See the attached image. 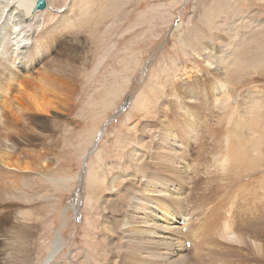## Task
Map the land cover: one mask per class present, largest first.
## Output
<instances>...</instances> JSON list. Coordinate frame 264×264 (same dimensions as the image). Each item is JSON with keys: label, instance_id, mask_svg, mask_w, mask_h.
<instances>
[{"label": "rangeland", "instance_id": "1", "mask_svg": "<svg viewBox=\"0 0 264 264\" xmlns=\"http://www.w3.org/2000/svg\"><path fill=\"white\" fill-rule=\"evenodd\" d=\"M44 1L48 6L39 14L45 22L39 33L42 43L33 47L32 63L19 55L24 66H19L20 78L10 93L15 95L25 85L29 92L46 91L55 103L40 114L25 106L15 119L7 111V121L16 124L9 131L12 144L20 150L15 152L31 170L23 171L30 179H19L18 171L4 172V177L12 184L17 202H36L20 205L12 200L0 205V231L7 234L0 238V251L7 245L25 251L31 264H44L57 247L53 263L47 264H86L87 250L103 245L99 234L93 236L94 224L88 222L95 214L92 207H99V198L106 193L104 187L87 181L92 167L107 165L114 175L116 170H110L109 163L126 146L125 138L140 137L146 144L152 131L145 136L141 126L148 120L156 127L184 120L186 116L179 120L168 102L174 104L177 99V104L193 109L198 136L206 139L209 133L215 135L213 130L244 125L249 140L239 144L238 150L253 154V134L245 123L264 125V0ZM27 38L19 40L25 48L32 39ZM5 79L2 70L0 87ZM156 109L154 118L150 117ZM209 123L215 129L208 131ZM200 128L207 131L205 136ZM35 169L40 170V180ZM127 182L119 192L130 198L140 188L132 178ZM130 182L132 188H126ZM246 184L251 188L249 203L254 196L262 198L256 189L264 188V161L251 167ZM20 208L41 219L31 221L32 228L40 230L27 232L37 235L35 247L16 248L10 243L8 233L21 229L11 221ZM98 211L97 219L102 213ZM109 211L108 221L114 214L130 217L127 210ZM235 212L237 217L238 208ZM250 219L255 231L264 228L263 220ZM18 260L22 261L20 256Z\"/></svg>", "mask_w": 264, "mask_h": 264}, {"label": "bare ground", "instance_id": "2", "mask_svg": "<svg viewBox=\"0 0 264 264\" xmlns=\"http://www.w3.org/2000/svg\"><path fill=\"white\" fill-rule=\"evenodd\" d=\"M35 3L36 0H0V72L3 70L6 77L0 87V169L4 170L0 173V205L11 203L12 200L20 203L11 190L12 184L6 181L4 172L11 174L10 171H18L20 173L16 176L26 179L29 174L23 171L31 170L15 152L20 150L17 144H12L9 131L16 124L7 121V111L15 119L25 111V106L40 114L49 112L55 103V99L46 91L29 92L25 85L19 86L15 95L10 93L11 87L20 78L21 72L18 70L24 66L22 58L18 59L19 55L26 58V63H32L33 47L42 43L39 33L45 22L39 14L43 10L33 13ZM45 3L47 8L48 4ZM25 36L27 39L30 36L32 38L28 48L19 43ZM221 87L226 88V84L222 83ZM188 92L192 95L191 90ZM168 103L178 119L182 116L186 118L179 119L180 122H161L160 127L150 120L146 121L148 124L141 126L142 133L152 131V134L148 133L150 138L146 144L143 138H136L134 133H130L134 135V140L125 138L123 143L126 146H121V151L114 154L115 160L109 163L110 170H116L114 175L108 172L107 165L92 167L87 181L104 187L106 193L100 196L99 207L96 204L92 207L95 214L89 217L88 222L90 226L94 224L93 236L99 234L103 245L98 249L87 250L86 264H264V228L258 227L255 231L250 219L252 216L264 221V188L256 189L262 192V198L254 196V201L249 203L251 188L246 184L251 167L258 161H264V125L259 127L255 122L245 123L254 141L253 154L248 155L245 150H238L239 144L249 140L245 137L244 125H228L220 129L223 135L219 134L221 132L218 129V132L213 130L215 135L209 133L206 139L202 135L198 136L199 123L194 122L193 109L191 111L177 104V99L174 104ZM156 111H151L150 117L154 118ZM201 130L205 136L206 130ZM128 169L131 171L128 172ZM99 170L101 176L98 175ZM35 171V177L39 179L40 170ZM240 175L244 176L237 185L235 180ZM131 178L138 182L140 190L129 198L123 188V193L119 189ZM27 179H30L29 176ZM52 186L56 187V183ZM122 201H125V208H122ZM23 202L20 205L35 203L36 200ZM237 208L239 212L236 217ZM108 209L118 214L121 209L127 210L130 217L119 218L114 214V219L108 221ZM97 211L102 212L98 219ZM38 219L33 211L20 208L11 221L20 225L21 229L8 233L10 243L15 244L16 248H27L29 244L35 247L37 235L29 236L27 232L40 230L38 227L32 228L33 222L36 223ZM183 229L184 233L181 232ZM6 235L0 231V238ZM185 243H189V248L185 247ZM57 251L56 247L44 264L52 262ZM106 255L108 259H105ZM19 256L22 261L18 260ZM0 261V264H31L25 251L12 250L7 245L0 251Z\"/></svg>", "mask_w": 264, "mask_h": 264}, {"label": "water", "instance_id": "3", "mask_svg": "<svg viewBox=\"0 0 264 264\" xmlns=\"http://www.w3.org/2000/svg\"><path fill=\"white\" fill-rule=\"evenodd\" d=\"M46 9V3L44 0H36V3L34 4L32 8V12L35 13L36 11L45 10Z\"/></svg>", "mask_w": 264, "mask_h": 264}]
</instances>
